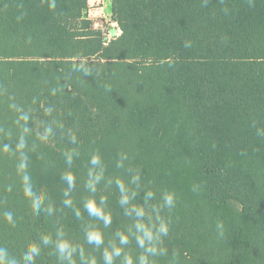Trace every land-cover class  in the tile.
I'll return each instance as SVG.
<instances>
[{"label":"trees","instance_id":"trees-1","mask_svg":"<svg viewBox=\"0 0 264 264\" xmlns=\"http://www.w3.org/2000/svg\"><path fill=\"white\" fill-rule=\"evenodd\" d=\"M87 6L0 0V246L18 264L29 244L35 264H69L61 240L76 264L122 247V264L143 253L133 206L167 190L176 206L157 264H264V0H113L123 34L107 46ZM93 228L99 247L86 241Z\"/></svg>","mask_w":264,"mask_h":264},{"label":"clouds","instance_id":"clouds-1","mask_svg":"<svg viewBox=\"0 0 264 264\" xmlns=\"http://www.w3.org/2000/svg\"><path fill=\"white\" fill-rule=\"evenodd\" d=\"M54 7V4L52 5ZM50 110H46L48 113ZM21 120L27 122L28 116L22 115L20 117ZM23 131L26 133L28 129L26 126ZM51 129L48 128L45 130V135L42 139H47V133L50 132ZM257 135H260V131H257ZM73 140L75 141L76 137L73 135ZM23 144V135L21 136V143L18 147L22 148ZM10 145L5 144L4 150L7 151ZM90 163L93 166L99 165L101 163V157L99 153H94L90 158ZM69 184L70 187L74 186V177L72 174H66L63 177ZM29 177H23V191L26 197H32L33 193L31 190V186L27 184ZM96 179L99 180L100 176H96ZM133 182H138L140 180V174L137 172L135 176L132 177ZM117 184L120 190L123 192L125 190V184L122 179L117 180ZM94 190V189H93ZM193 191L195 188L193 187ZM156 196V193L152 190H149L146 193L145 199L151 200ZM103 201V197L101 198ZM127 200L128 197L125 196L123 198ZM33 206H36V200L33 199ZM65 203H71V201H66ZM176 206V196L174 192L171 191H162L159 197V200L155 202L150 209H146L144 206H133V211H135L137 217L141 219L136 223V242L137 245L143 249V253L134 259L130 254H125L123 257L122 264H157V257L167 256V249L164 247H160L163 244V238L167 237L170 231L171 219L170 217H166L164 215L165 212H171V210ZM86 211L90 216L97 217L103 220L105 225H110L112 222V218L110 214H106L103 210L102 205L98 206L95 198H89L84 205ZM153 212L155 215H153ZM4 219L9 223H13V216L10 212L3 213ZM218 228H222V223L217 224ZM120 245H126L128 243V236L125 233H118ZM49 237H43V243H49ZM86 241L89 244H94L99 247L104 243L103 233L96 228L90 229L86 235ZM56 251L59 254L60 258L67 259L69 264H76V261L72 258V253L76 251V248L71 245V243L67 240H61L56 243ZM123 249L122 247L113 246L111 250L105 248L103 252V260L104 264H114V259L116 257L121 256ZM41 254V249L36 244H29L27 251L23 253L22 259L25 264H35V259ZM81 256H83V248L81 247ZM152 257L153 259H150ZM0 264H18L15 258H9L7 249L4 246H0ZM88 264H97L96 258L91 257L88 260Z\"/></svg>","mask_w":264,"mask_h":264},{"label":"rangeland","instance_id":"rangeland-1","mask_svg":"<svg viewBox=\"0 0 264 264\" xmlns=\"http://www.w3.org/2000/svg\"><path fill=\"white\" fill-rule=\"evenodd\" d=\"M83 17L90 22L91 29L102 36L105 46L123 34L113 12V0H88Z\"/></svg>","mask_w":264,"mask_h":264}]
</instances>
